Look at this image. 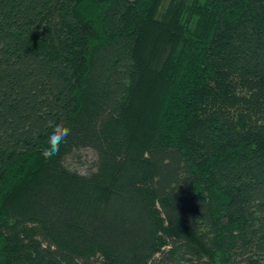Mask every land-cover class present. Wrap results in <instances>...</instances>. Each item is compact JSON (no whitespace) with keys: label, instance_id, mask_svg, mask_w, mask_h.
<instances>
[{"label":"trees","instance_id":"obj_1","mask_svg":"<svg viewBox=\"0 0 264 264\" xmlns=\"http://www.w3.org/2000/svg\"><path fill=\"white\" fill-rule=\"evenodd\" d=\"M0 264H264V0H0Z\"/></svg>","mask_w":264,"mask_h":264},{"label":"clouds","instance_id":"obj_2","mask_svg":"<svg viewBox=\"0 0 264 264\" xmlns=\"http://www.w3.org/2000/svg\"><path fill=\"white\" fill-rule=\"evenodd\" d=\"M45 127L49 130L46 147L42 149L41 155L46 159H51L60 153L62 144L66 143L71 135V128L64 122L48 120Z\"/></svg>","mask_w":264,"mask_h":264},{"label":"rangeland","instance_id":"obj_3","mask_svg":"<svg viewBox=\"0 0 264 264\" xmlns=\"http://www.w3.org/2000/svg\"><path fill=\"white\" fill-rule=\"evenodd\" d=\"M96 160L95 152L91 149H81L75 151L69 158H68V165L76 169L81 173H88L91 170H94V164Z\"/></svg>","mask_w":264,"mask_h":264}]
</instances>
